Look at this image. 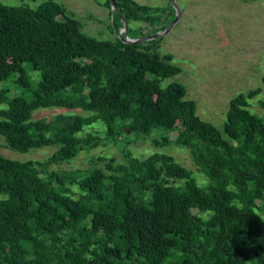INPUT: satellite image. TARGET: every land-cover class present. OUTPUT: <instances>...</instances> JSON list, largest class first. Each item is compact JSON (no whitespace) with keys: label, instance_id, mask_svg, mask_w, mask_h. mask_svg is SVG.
Segmentation results:
<instances>
[{"label":"trees","instance_id":"16d2710c","mask_svg":"<svg viewBox=\"0 0 264 264\" xmlns=\"http://www.w3.org/2000/svg\"><path fill=\"white\" fill-rule=\"evenodd\" d=\"M114 2L129 23L152 26L133 28L135 37L171 21L167 7ZM49 4L0 3V135L19 152L58 146L46 160L0 154V264H264V118L249 107L261 88L231 97L215 126L197 114L181 82L164 83L182 69L172 54L152 50L158 38L123 41L111 10L116 36L98 39ZM258 104L264 108V99ZM52 107L90 113L33 118ZM96 121L103 136L76 135ZM154 129L156 144L186 147L209 182L199 185L172 155L134 156L123 134ZM99 141L121 144L123 160L47 169Z\"/></svg>","mask_w":264,"mask_h":264},{"label":"rangeland","instance_id":"374dc122","mask_svg":"<svg viewBox=\"0 0 264 264\" xmlns=\"http://www.w3.org/2000/svg\"><path fill=\"white\" fill-rule=\"evenodd\" d=\"M43 1H50L48 9L55 16L59 14L56 3L72 12L79 20L83 33L98 39L114 40L116 33L111 29V9L106 6L105 0H0V3L36 7ZM136 1L153 7H167L172 16L169 19L171 21L177 12L178 2L181 8L180 20L169 33L158 37V43L152 50L172 54L173 62L182 70L165 79L164 83L172 80L181 82L186 87L187 97L195 100L197 114L202 119L221 127L225 121L229 99L257 87L261 88V92L250 99L249 107L252 112L264 118V108L258 104L259 98L264 99V0H175L176 6L173 5V0ZM129 25L132 30L139 25L148 30L152 28L146 22H130ZM120 32L118 37L121 38L124 36L123 28ZM0 81L2 82L1 78ZM114 92L118 93L119 87ZM58 112L90 113L79 108L69 110L52 107L38 108L33 111L32 116L34 119L51 118ZM103 128V124L96 121L85 126L76 135L84 137L87 132H92L103 136ZM160 132V129H154L149 135L127 132L123 134V141L137 157H146L152 153L172 155L192 171L199 185L207 184L209 179L197 168L186 147L174 141L162 145L152 140L158 138ZM168 134L171 139L176 138V132ZM121 147V144L99 141L80 148L70 160L50 163L47 169L69 171L93 166L103 168L105 162L99 160V157H112L120 162L123 160ZM57 148V145L51 144L19 152L9 148L0 135V154L10 159L46 160ZM261 217L264 219V214L261 213Z\"/></svg>","mask_w":264,"mask_h":264},{"label":"water","instance_id":"95a60500","mask_svg":"<svg viewBox=\"0 0 264 264\" xmlns=\"http://www.w3.org/2000/svg\"><path fill=\"white\" fill-rule=\"evenodd\" d=\"M109 1H110V9L112 10L113 13H115L117 16L120 17V20L123 24L122 28L124 31L123 32L124 36L121 38L123 39V41L128 42V43H144L146 41L158 38L160 36H163V35L169 33L180 17V11H181L180 9L181 8H179L180 6L177 2V12H176L173 20L168 24V26L164 30L153 32V33H151L147 36H144V37H135L133 34V31L129 25V22L117 10V7L115 6L114 0H109ZM173 5L176 6L175 0H173Z\"/></svg>","mask_w":264,"mask_h":264},{"label":"crops","instance_id":"0c3cea01","mask_svg":"<svg viewBox=\"0 0 264 264\" xmlns=\"http://www.w3.org/2000/svg\"><path fill=\"white\" fill-rule=\"evenodd\" d=\"M180 18H181V13H180V17H179L178 21L180 20Z\"/></svg>","mask_w":264,"mask_h":264}]
</instances>
